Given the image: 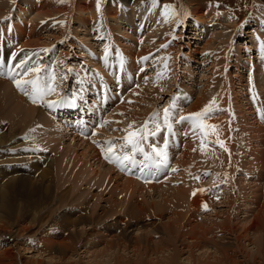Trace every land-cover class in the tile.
I'll list each match as a JSON object with an SVG mask.
<instances>
[{"label": "rangeland", "instance_id": "obj_1", "mask_svg": "<svg viewBox=\"0 0 264 264\" xmlns=\"http://www.w3.org/2000/svg\"><path fill=\"white\" fill-rule=\"evenodd\" d=\"M11 1L12 0H9L6 3L5 7L7 8L4 7L1 10L4 13H0V44L4 45L3 47L6 48L5 51H7L9 58L12 54H18L17 57L19 60L17 63L16 60L11 62L9 61L8 63V59L6 58L5 65L3 64L2 67L0 66V81L2 82L0 85V92L5 89L2 93H0V129L1 131H4L2 134L6 133L7 130L10 129V123L15 124V122H17L20 115L17 113L21 112L15 108L13 103L6 101V94L10 93L9 88L19 90L16 87L14 82L15 80L23 81L25 79L26 81H32L33 77L37 74L40 75L35 76L34 80L37 83V87L41 91L48 87L55 89V92L44 96V99L48 100L49 96L52 99L57 93H67V89L71 88L68 86V83H71L74 80L76 81L74 91H78L76 89V85L78 83H80L83 87L85 85H87V87H91L92 83L87 84L88 82L83 79L82 75L84 73L93 79L92 72L88 73L89 71L87 69L89 66H92L97 70L99 80L101 82L105 84L109 83L111 87L116 88L117 92L121 93L118 94V103H122L117 107H114L115 104L112 103V110L107 119L104 117L101 118L100 127L98 125L96 126L95 121H92L91 125L94 123L93 125L97 128L93 129L92 127H89V130L85 132L86 134L83 133L82 135H79L80 137L84 136V139L87 138L93 140L92 145L94 149L91 151L89 149L88 151L87 148L80 145L81 138L78 137L77 134H74L75 140L72 136H70V138L67 137L69 136V133H72V128L63 124L61 119H56L61 122L60 124L62 126H64V130L61 131L60 136L58 137L60 140L50 143L51 146L48 144L50 141L49 137H52V133L55 129L54 126L57 124V121L53 120L49 111H47L48 107H46V113L44 115L42 114V117L45 116L46 119L44 120L48 119L50 122L44 123L43 119L41 120V118H39L40 116L36 117L35 115L30 121V126V123L27 126V123L22 126V129L25 132L21 130L23 131L21 135H23L24 142L30 143L29 149L36 151L35 155H40L41 152L46 155L49 160L53 159V180L51 183L52 190L48 196H44L45 198L41 197L39 194L30 198V212L28 213L31 216L34 214L36 216L38 209L44 210L43 222L36 227L30 228L25 233L23 238L20 240V244L17 245L18 249L15 248L16 246H14L13 242L7 241L10 242V244L5 243L3 238H1L2 244L0 245V253L2 251L1 247L8 248L9 250L13 249V251L16 249L17 251H20V256L23 262L28 259H32V257L36 256V252H41L38 251V248L36 249V243L33 241L35 238H33V236L39 233L42 228L47 227V222H49L50 219H53V224H60L61 218L64 223L69 224L71 218H74V215L68 216L63 213L72 208L73 211L77 210V214L79 216L86 214V216H84L86 217V220L80 222V224L78 223L68 227L67 230H69V232L65 231V228H57L55 225L52 228L51 226L49 227V232H56L55 234H57V236L60 235L64 238L76 237L78 239L75 240L77 247L75 248V253L73 252V256L75 255L74 258H81L77 264H92L89 262L90 256L85 257V255L91 254L92 251L97 249H104L107 246L105 244L106 239L108 241L110 237H113L116 242L113 245L114 247L111 248V251H115V253L120 254L121 257L125 255L123 256V260L121 257L118 259L115 258V261L112 260L109 262L111 264H113L112 262H117V260V263H119L120 259L121 264H264V250L259 248L261 250L260 253L254 254L256 257H252L251 254L254 253L253 251L255 250V247L254 245L249 244L248 240L251 238H241V244L244 245L241 246L240 244L239 248L236 235L240 231H235L242 227V222H244L242 220L247 218L246 216H255L259 210H262L259 215V225H262L260 227L262 230L264 228V208L262 209V205L264 206V136L262 138V132H260V134L256 133L258 129L264 131V115H262L264 111V0H186L190 4L198 5V13H200L204 19L203 23L200 24V29L195 35L191 33L193 30L192 28H194L193 20L191 18H187L186 26H184L180 16L178 15L180 11V0H156V3H158L156 5L160 4L157 7H160L159 10H162V15L165 16L164 22H161L160 24L158 22L152 23L154 20L151 19L145 20V17H143L140 21L130 15L131 12L129 11V7L134 8V6H136V9L144 10L145 8L141 7L142 4L144 5L148 3V6H151L154 4V0H120L122 3H126L125 5L121 2L118 4L117 1L119 0H62V2L59 0L60 3H58V0H46L47 2L44 1L43 6L40 5L39 12L42 16H34V14L30 15L29 18L20 22V28L17 27L16 22L12 23L11 21H13L15 11L20 5V1L22 2V7H25L24 9H30L31 7L26 4L29 2L31 3V0ZM257 1L260 2L263 8H260V11L255 14H251L252 4ZM57 5H60L58 9L56 8ZM166 5L170 7L165 8ZM84 8H87V10H93L94 12L92 11L93 13L91 14L92 16L83 14L82 10ZM116 8L119 10L122 9V12L120 16H117L118 18L116 20H111L109 17L110 15L118 14ZM49 11L51 12L49 13ZM87 16L91 18L88 19ZM217 31H219L217 33L218 36H213V34ZM195 37H197V39H194ZM195 41L197 42L196 47L194 46ZM7 46L11 47L9 48ZM7 54L6 56H8ZM116 55L122 60H127V62H121L116 65L114 61ZM23 56L29 57L24 58ZM146 57H148V59H145ZM21 62L25 63V66L20 65L22 64ZM105 65L110 66V70L107 72H104L100 67ZM67 67H69L72 75L75 76H70L71 73L67 72ZM40 68H42L41 71ZM36 69L40 72L36 71ZM117 72L118 78L115 77V73ZM129 77H131V83L129 85H124L123 88H120L122 81H125V79ZM8 86L9 88H7ZM40 86H44V88H40ZM25 87V89L28 87L29 90L33 92L31 84H28ZM146 88L147 92L146 90L143 91ZM104 90H106L107 93ZM141 90L143 93H140ZM19 92L22 93L23 97L27 100L26 102L30 104V106H36L31 107L36 110H40V107H37L38 105L31 102V99L29 98L30 95H25L21 90H19ZM95 94L99 102L103 100L106 101V95L109 100L113 98V94L111 91L106 89V86L103 88L102 96L98 95V92L96 91ZM115 94L116 92H114V96ZM92 98L95 99L94 96ZM199 99L201 102L200 107L196 108L195 104L197 103V100L199 101ZM64 100L65 98L63 95H61L60 98L55 99V101L60 102L57 105L62 104ZM195 100L196 102H194ZM108 101H106V103H108ZM204 101L205 103L207 102L208 105L207 103L205 105L203 103ZM9 103L10 105H8ZM193 105L196 110L198 109V112L193 111ZM69 106L70 102H64L60 109L58 106H55V108H57V111H64V108ZM206 106H208L210 110L204 117L200 118L201 123L203 125H214V128H201L199 126L194 127L192 121L180 120V117L182 116L186 117L190 114L201 112L206 108ZM134 109L139 110H137V112L140 113V118L136 115V110ZM165 109L169 110L167 117L165 116ZM13 110L14 112L16 111V114L12 112ZM178 110L181 111L180 114H178ZM68 114L70 115V113ZM261 115L262 117L257 120L256 116ZM177 120L181 121L179 123L180 128L188 130L192 134L193 130L195 134L191 140L186 139L184 142L181 139H178L177 134H174L175 144L170 147L169 151L172 156L176 155V158H169L165 148L160 145V143H157L158 141H167V136L164 135L167 128L161 130L157 136L154 135L152 137V140H156L157 142H150L151 153L155 154L156 151L161 150L166 152L167 162L166 164L163 163L165 166L172 163L175 165L176 173H171V176L169 177L170 179L167 178L166 180L152 181L146 171L144 175V170L139 168L134 169L132 168V164H130L132 169L127 168L125 171L126 173H124L123 170L113 167L107 159L103 158L105 153H103V149L101 147L103 145L106 146L109 142V137L111 138V144L115 146V150H117L116 147H120L132 154V151L129 150L131 149V144H128L124 140V135L119 134L128 135V131L139 134L142 130L145 134L149 131V135H152L157 130L162 129L167 122L168 124H174ZM17 125L19 126L18 123ZM66 126L68 127V130H65ZM255 133L257 137L255 136L253 138L252 136L251 138V142L258 146V153L255 155L256 158L254 160V156L249 155L250 151L246 149L244 144L248 139H250V134ZM223 140L226 141L227 144L221 145L220 142H224ZM67 141L69 145L71 144V141H73V146L72 144L68 146ZM74 142L76 145H74ZM64 144L68 146V149H66V146H63ZM119 144L120 146H118ZM59 146L62 148L60 149ZM71 147L75 150H72ZM8 149L9 146L6 148L5 152ZM57 149L59 152L58 156L57 153H55V150ZM24 150L26 151V147ZM97 150L100 152L98 153V156H101V165L99 166H97L98 160L92 155L94 154L92 152ZM150 150L147 149L148 152ZM261 150L262 152H260ZM175 151L176 154L173 153ZM62 152H64L67 160H71V158L73 160L74 156H77V162L74 158L75 162L71 164L72 166L69 165V161L66 162V159H64L65 163H60L61 160L59 159L63 155L61 154ZM82 152L85 156L82 155ZM69 153L71 157H69ZM133 153H135V151H133ZM136 153H138V155H144L143 150H139ZM200 153L201 155L197 156ZM86 154L89 155L87 156ZM258 155L260 162H256V160L259 159ZM154 159H156V155L155 157H152V160ZM84 161H86V163H90H83ZM57 165H59V167ZM87 165L94 170L96 169V174L95 172H93L94 175L88 174L91 176L87 175L88 180L85 181V179H87L85 178L86 174H84L86 173L85 170L91 169H86L88 168ZM19 167L28 171L27 165H21ZM79 167L85 171H83L82 174L85 179H83L80 186L73 183V181L77 179ZM99 167H102V174ZM108 168L112 169L110 170ZM93 169L92 171H94ZM98 169L100 170L98 171ZM230 169H232L231 173ZM82 170H80V172ZM169 170H173V165L169 166ZM92 171H88V173H92ZM97 171L98 173L100 172V175ZM109 171L113 172L110 173ZM128 173H130L131 176H127ZM69 174L72 176L70 179L68 176ZM97 174L98 176H96ZM156 174H159V171L153 175ZM163 174L169 176L166 172H163ZM54 175L56 176L55 179ZM27 176L37 178L32 172ZM126 177L129 178L128 184ZM145 177L147 179H145ZM197 177H199V179H197ZM60 180L62 183L59 182ZM131 180L134 181L131 183L133 184L132 186L129 184ZM254 180H257V183H255ZM253 182L254 185L258 184V186H256L257 188L255 194L251 197L250 191L252 190L250 189L248 191L247 185H252ZM74 185L75 187L78 186V188H75ZM87 186L90 187L89 190ZM174 187L175 189H173ZM138 189L140 190V194L137 193L139 192ZM177 189L180 191L187 189V192L189 189V194L186 192L182 193L183 196H188V198H192L193 190L200 191L203 189V193H205L203 198H196L197 201L203 203L194 204V207L191 206L192 208L187 205V207L185 206L186 209L182 210L184 208H182V204L177 205V207L176 204L173 203L174 199L177 200L176 198L180 196V192L178 191L179 193H177ZM63 191L68 192L69 195L71 192L75 193L66 197L63 201H54L53 197ZM127 191H129V193ZM210 191L214 192L208 194ZM158 192H160L161 195H159L160 193L158 194ZM167 192L170 193L171 196ZM173 192H176V194L171 202L170 198L174 195ZM122 193L125 195L129 194V196H126L127 200H125L126 197H121ZM244 193L247 195L242 197ZM164 194L165 198L163 196ZM166 195L169 197L167 198ZM84 197L87 198L84 199ZM147 198L149 199V204L147 203ZM152 198L153 200H151ZM231 198L234 200H231ZM250 200L253 201L254 207H252V204L250 205V202H248ZM132 201H135L136 203L138 202V204L141 203L139 204V207L144 209L142 211L143 213L140 212L142 216L139 213L141 217H139L137 211L134 213V209H131V205H133V203L131 204ZM141 201H144L146 204L143 205L144 203ZM98 202L99 205L97 206ZM161 202L165 205L163 206ZM114 203L117 206H115ZM151 203H153V207H151ZM230 203H232V208L228 205ZM246 203H249V205L246 209H243V206H245ZM203 205H206L207 209H205ZM36 206L40 207L36 208ZM110 207H113V209ZM163 207H165V210ZM148 208L150 209L147 210ZM115 209L117 210L116 212ZM125 210H127V212H125ZM146 210L147 214L144 213ZM152 210L154 213L153 215L152 213L150 215L149 213L152 212ZM172 210L178 212L179 214L175 216ZM160 211L163 213H160ZM186 211L187 216L194 218L192 221L193 224L191 222V226H206L205 228H207V231L209 230L208 233L211 231L216 232L215 239L207 244V247L209 248L206 249L207 255H210L208 258L206 256H204V258L201 255L203 250L196 251L195 248L193 250L195 258L194 262L191 260L189 261V259H187L188 261L183 260L184 258L186 259V256L188 255V247L185 245L186 242H188V239L184 242L182 239L184 237H189V234H187L188 232L186 231L190 226L181 222L185 220V218L183 216L181 217L180 213ZM157 214L161 215V217L157 218ZM75 218L79 219L77 216ZM167 220L169 222H167ZM201 220L202 222H200ZM232 220L233 222H231ZM20 221L21 224L28 225L29 217ZM214 224L215 227L217 225L216 229ZM153 225L155 227H152ZM135 227L139 228L136 229ZM178 227L180 228L179 230ZM243 227L245 228L246 226ZM144 228L147 230L145 231ZM140 229L143 232L140 231ZM173 229H175V234L171 235L169 230ZM61 230L65 231L64 235ZM135 230H137V232L140 231L141 233H137ZM149 230L151 231V234L149 233ZM195 230L200 231L197 228ZM22 233L24 232L20 231V235H22ZM67 233H69V236ZM183 233L186 234V236ZM259 234L262 235V239L264 240V231ZM90 235H93L92 237L97 239L94 241ZM207 235V238H209L210 235ZM141 236H147L146 239L151 240L146 242L142 241L139 239ZM161 236L164 237L162 238ZM119 237H121V239ZM220 238L222 239L220 240ZM117 240H119L120 243H118ZM215 241L219 242V244H215ZM42 242L43 241H40L41 246H39L42 248H40V250H44L43 246L45 245H43ZM142 243L146 245V251L150 254V258L143 256L142 259H140L133 256V246L138 244L141 245ZM163 243H166L165 246ZM21 244L22 246H20ZM214 247L219 248V252L215 255L213 254V250L216 251ZM241 247H243V249H241ZM149 249L151 250L149 251ZM223 249L227 250V254L224 253V255H222ZM244 249H248L249 253H253L249 254L247 253V250L244 251ZM87 251L91 252L89 253ZM173 251L179 252L180 257L178 261L176 260L177 262L168 260L164 261L163 258H161L167 253H174ZM76 253H80L79 257ZM117 254L115 257H118ZM9 260V258H6L4 261L7 262ZM16 260L17 259H14V261ZM125 260H129V263ZM68 261L70 262L66 264H73V262H75L69 259ZM130 261L132 263H130ZM42 263L50 264L46 260H43Z\"/></svg>", "mask_w": 264, "mask_h": 264}, {"label": "bare ground", "instance_id": "obj_2", "mask_svg": "<svg viewBox=\"0 0 264 264\" xmlns=\"http://www.w3.org/2000/svg\"><path fill=\"white\" fill-rule=\"evenodd\" d=\"M9 0H0V13H2L3 11H1L5 6H6V3L8 2ZM15 1V0H14ZM13 0L11 1V2H14ZM44 1H46V0H31V3L29 2V3H27L26 5H29L31 8L30 9H24L25 7H22V2L20 1V5L17 7V9H16V11H15V14H14V18H13V21H11L12 23L13 22H16L17 23V27L18 28H20L21 26V24H20V22H23L24 20H26L27 18H29L30 17V15H33L34 14V16L35 15H40V16H42L41 15V13L39 12V10H40V5L41 6H43V4H44ZM87 1V0H86ZM114 1V0H113ZM47 2V1H46ZM51 2V1H50ZM61 2H62V0H61ZM74 2V1H73ZM89 2V1H88ZM121 1L119 0V1H117V3L119 4ZM52 3V2H51ZM58 3H60L59 2V0H58ZM57 3V4H58ZM122 3V2H121ZM47 4V3H46ZM75 4V3H74ZM73 4V5H74ZM122 4H126V3H122ZM152 4V3H151ZM156 4H158V3H154L153 5H151V6H148L149 4L148 3H146V4H142V6L141 7H143V8H145L144 10H138V9H136L135 7L136 6H134V8H132V7H129V11L131 12V14L130 15H132V17L133 18H136V19H138V20H142L143 19V17H145V20H148V19H151V20H154V21H152V23L154 22V23H156V22H158L159 24L161 23V22H164V19H165V16H163L162 14H163V11L162 10H159V8L157 7V6H159V5H156ZM53 5V4H52ZM73 5H72V7H73ZM46 6V5H45ZM60 6V5H59ZM58 5H57V9H58V7H59ZM78 6V5H77ZM77 6H76V9H77ZM118 6V5H117ZM15 7V6H14ZM49 7H51V6H49ZM66 7V6H65ZM5 8H7V7H5ZM83 8V7H82ZM139 8V7H138ZM260 8H263L262 6H261V4H260V2H257V3H253L252 4V11H251V14H255L256 12H258V11H260ZM44 9V8H43ZM54 9V8H53ZM57 9H56V12H57ZM70 9V8H69ZM117 9V8H116ZM198 5H195V4H190V3H188V1H186V0H180V11H179V16H180V19H181V21H182V23L184 24V26H186V22H187V18H191L192 20H193V23H194V25H193V27L194 28H192L193 30H192V32L191 33H193L194 35L196 34V32L200 29V24H202L203 23V16L200 14V13H198ZM6 11V10H5ZM60 11V10H59ZM81 11V10H80ZM93 10H87V8L85 9H83L82 10V12H83V14H88L89 16L94 12H92ZM117 11H118V14H112V15H110L109 17H110V19L111 20H116L118 17L117 16H120V14H121V12H122V9L121 10H119V9H117ZM8 12V11H7ZM6 12V13H7ZM42 12V11H41ZM44 12H45V10H44ZM51 11H49V13H50ZM96 12V11H95ZM4 13V12H3ZM111 14V13H110ZM50 15V14H49ZM45 16V15H44ZM48 16V15H47ZM92 16V15H91ZM103 16V15H102ZM88 17V16H87ZM39 18V17H38ZM41 18H43V17H41ZM89 18H91V17H88V19ZM253 18H256V17H253ZM150 20V21H151ZM166 21V20H165ZM80 22V21H79ZM91 23V22H90ZM150 23V22H149ZM154 25V24H153ZM146 26V25H145ZM162 26V25H161ZM191 26V25H190ZM121 27V26H120ZM125 29V28H124ZM126 30V29H125ZM160 30V29H159ZM158 30V31H159ZM219 31H217L216 33H214L213 34V36H215V37H217L218 35H217V33H218ZM220 32H222V31H220ZM245 33V32H244ZM222 34V33H221ZM220 35V34H219ZM228 35V34H227ZM27 39V38H26ZM194 39H197V37H195ZM24 41V40H23ZM85 41V40H84ZM229 42V41H228ZM25 44V43H24ZM194 46L196 47V45H197V42L195 41L194 42ZM6 50V48H4L3 47V45H1L0 44V62H2L4 65H5V60H6V58L8 59V63H9V61L11 62V61H14V60H16V63L18 62V60H19V58L17 57L18 56V54H12V56L9 58V55L7 54V51H5ZM139 50V49H138ZM251 53V52H250ZM6 54L8 55V56H6ZM190 54V53H189ZM112 57H113V55H112ZM20 65H23V66H25V63H22V64H20ZM97 65V64H96ZM101 68H102V70L104 71V72H107V71H109L110 70V66H107V65H105V66H100ZM155 69H156V67H155ZM66 70H67V72H69L70 71V69H69V67H67L66 68ZM212 72V71H211ZM216 73V72H215ZM237 75V74H236ZM129 76H130V74H129ZM118 78V77H117ZM203 78V77H202ZM212 78V77H211ZM3 80V79H2ZM202 80V79H201ZM4 81V80H3ZM152 81V80H151ZM211 81V80H210ZM131 83V77H129V78H126L125 79V81H122V84H121V86H120V88H123V86L124 85H129ZM2 84V82L0 81V85ZM10 84V83H9ZM7 86V85H6ZM6 86H4V87H6ZM10 86V85H9ZM9 86L7 87V88H9ZM229 86V85H228ZM10 89V93L9 94H6L7 95V100L6 101H9L10 103H13L14 104V106H15V108H17L18 110H20L21 112H18L17 114L19 115V117H18V119H17V122H15V124H12V123H10V129H8L7 130V132L6 133H4V134H2L4 131H1V129H0V245L2 244V242H1V238H3V241H5V243H9L10 244V242H7V241H11V242H13V244H14V246H16L15 248H17L18 249V247H17V245L18 244H20V240L23 238V236L25 235V233L30 229V228H33V227H36V226H38L40 223H42L43 222V214H44V210H40V209H38L37 210V212H36V216H35V214L33 215V216H31L28 212H30V210H29V208H30V206H29V203H30V198L32 197L33 198V196H35V195H37V194H39V195H41V197H44V196H48L49 194H50V191L52 190V188H51V183H52V180H53V170H52V168H53V163H52V160L50 159L49 160V158L46 156V155H44V154H42L41 152H40V155H35V152L36 151H32L31 149H29V146H30V143H27V142H24L23 141V135H21L22 134V132L24 131L22 128V126L25 124V123H27L26 124V126L30 123V121L34 118V116L36 115V117H39V118H41V120L43 119V122L45 123H48V122H50V121H48V119L47 120H44V119H46V117L44 118V117H42V114L44 115L46 112H45V109H46V105H44V104H42V103H40V102H38V103H35L36 105H38L37 107H40V110H36L35 108H33V107H36V106H34V105H31V106H33V107H31L30 106V104H28L26 101V99L23 97V95H22V93H20L19 92V90H14V89H11V88H9ZM3 90H5V89H3ZM3 90H1V92L0 93H2V91ZM7 90V89H6ZM140 90V89H139ZM138 90V91H139ZM146 90V92H147V88L146 89H144L143 91H145ZM8 91V90H7ZM106 93H107V91L106 90H104ZM143 91L141 90V92L140 93H143ZM203 91V90H202ZM205 91H207V90H205ZM200 92H201V90H200ZM223 92V91H222ZM148 93H149V91H148ZM155 93V92H154ZM234 93V92H233ZM108 94H109V92H108ZM146 94V93H145ZM145 94H144V96H145ZM150 94H152V93H150ZM205 94H206V92H205ZM207 95V94H206ZM141 96H142V94H141ZM151 96V95H150ZM157 97V96H156ZM209 97V96H208ZM9 98H10V100H9ZM96 98V97H95ZM6 99V98H5ZM103 99H105V98H103ZM149 99V98H148ZM147 99V100H148ZM157 99V98H156ZM159 99V98H158ZM109 100V98H108V96L106 95V101H108ZM48 101V100H47ZM106 101L105 100H103V101H100V103L101 104H103V103H105V104H107L106 103ZM148 101H150V100H148ZM156 101V100H155ZM32 102V101H31ZM194 102H196V100L194 101ZM198 102H199V104H198ZM10 103L8 104V105H10ZM113 104H115V101H113L112 102ZM200 99H199V101L197 100V103L195 104V107L196 108H198V107H200ZM205 105H206V103H205V101L203 102ZM210 103V102H209ZM197 105V106H196ZM207 105H208V103H207ZM6 106H7V104H6ZM5 106V107H6ZM9 107V106H8ZM7 107V108H8ZM139 107V106H138ZM192 107V106H191ZM193 107H194V105H193ZM193 108V111L195 112V111H197L196 110V108ZM0 108H1V103H0ZM203 108V107H202ZM202 108H201V110H202ZM14 109V108H13ZM65 109V108H64ZM117 109V108H116ZM139 109V108H138ZM137 109V110H138ZM195 109V110H194ZM204 109V108H203ZM15 110V109H14ZM14 110L12 111L13 113H15L16 114V111L14 112ZM66 110V109H65ZM118 110H119V108H118ZM134 110H136V109H134ZM137 110H136V115H138V117H139V115H140V113L139 112H137ZM62 111V110H61ZM139 111V110H138ZM191 111V110H190ZM135 112V111H134ZM198 112V111H197ZM181 113V111L180 110H178V114H180ZM3 115V114H2ZM82 117H80V120L79 121H76L75 122V124H78L79 125V129H72V133H69V136H67V137H69L70 138V136H72V138L74 139L75 138V135L74 134H77V136L78 137H80L79 135L81 134H83V133H85L86 132V128H87V123L85 122V116H84V113L82 112ZM135 115V114H134ZM134 115H133V117H134ZM39 118H38V120H39ZM48 118V117H47ZM101 118H102V116L101 115H98L95 119H93V122L95 121V124H96V126L98 125H100L101 126ZM140 118V117H139ZM104 119V118H103ZM105 119H107V117L105 118ZM131 119V118H130ZM136 120V119H135ZM42 122V121H41ZM40 122V123H41ZM126 122H129V121H126ZM134 122V121H133ZM17 123L19 124V126L17 125ZM22 123V124H21ZM43 123V124H44ZM92 123V122H91ZM207 123V122H206ZM42 124V125H43ZM94 124V123H93ZM31 125V123L29 124V126ZM56 126H57V128H56ZM56 126H54L55 127V129H54V132L52 133V137L50 138L49 137V139H50V141H49V143L48 144H50V143H53V142H55L56 140H60V139H58V137L60 136V133H61V131L62 130H64L63 129V127L64 126H62L58 121H57V124H56ZM99 126V127H100ZM250 126V125H249ZM244 127V126H243ZM31 128V127H30ZM51 128V127H50ZM53 128V127H52ZM250 128V127H249ZM260 128V127H259ZM71 129V128H70ZM21 130H23V131H21ZM65 130H68V127L66 126L65 127ZM104 130V129H103ZM80 131V133H78ZM245 131V130H244ZM25 132V131H24ZM256 132V131H255ZM260 132H262V138H263V133H264V131L263 130H260V129H258V131L256 132V133H259L260 134ZM225 133V132H224ZM256 133L255 134H250V136H249V138L250 139H248L247 141H246V143L244 144L245 145V147H246V149L248 150V151H250L249 152V155H253L254 156V160H255V158H256V154L258 153V146H256V144H253L252 142H251V138H252V136H253V138L256 136L257 137V135H256ZM86 134V133H85ZM84 134V135H85ZM19 138H18V137ZM235 136V135H234ZM233 136V137H234ZM84 137V136H83ZM83 137H80L81 138V143H80V145H82V146H84L85 148H87V150L89 149L90 151L91 150H93L94 148H93V145H92V143H93V140L92 139H84ZM248 137V136H247ZM247 137H246V139H247ZM61 138V137H60ZM68 138V139H69ZM241 138V137H240ZM242 138H243V136H242ZM241 138V139H242ZM245 138V137H244ZM69 140H71V139H69ZM75 140V139H74ZM88 140V141H87ZM244 140V139H243ZM62 141V140H61ZM224 141V140H223ZM72 142L73 141H71V144H72ZM242 142H244V141H242ZM64 143V142H63ZM66 143V142H65ZM70 144V145H71ZM220 144L221 145H224V144H227L226 143V141H224V142H220ZM62 145V144H61ZM67 145L68 146H70L69 144H68V141H67ZM66 144H64L63 146L65 147H67L66 149H68V146H67ZM74 145H76L75 144V142H74ZM9 146V149L5 152V150H6V148ZM50 146H51V144H50ZM53 146V145H52ZM72 146H73V144H72ZM82 146H81V148H82ZM191 146V145H190ZM25 147H26V151L24 150L25 149ZM76 147V146H75ZM83 147V148H84ZM244 147V148H245ZM59 148L61 149L62 147H60L59 146ZM188 148H189V146H188ZM192 148V147H191ZM54 149V148H53ZM71 149H72V147H71ZM74 149V148H73ZM72 149V150H73ZM212 149V148H211ZM64 150V149H63ZM62 150V151H63ZM75 150V149H74ZM88 150V151H89ZM145 150V151H144ZM143 150V153H144V160H143V164L142 163H140V166H142L143 167V165H146L145 166V168H150V164L152 163L150 160H149V155L147 154V150L146 149H144ZM57 151V152H56ZM60 151V150H59ZM79 151H80V149H79ZM78 151V152H79ZM98 151V150H97ZM97 151H95V152H92V153H94V154H92L93 155V157L95 158V159H97L98 160V163H100L101 161H100V159H101V156H98V153H100L99 151L97 152ZM147 151V152H146ZM199 151V150H198ZM75 152V151H74ZM97 152V153H96ZM186 152V151H185ZM197 152V151H196ZM260 152H262V150L260 151ZM55 153H57V156H58V154H59V152H58V149L57 150H55ZM65 153H67V152H65ZM61 154H63L61 157H60V159L59 160H61L60 161V163L61 162H63V163H65L64 162V159H66L65 158V154H64V152H62ZM132 154H134L133 152H132ZM198 154V153H197ZM211 154H215V153H211ZM71 155H72V152H71ZM74 155V154H73ZM78 155V154H77ZM81 155V154H80ZM79 155V156H80ZM82 155H84L83 154V152H82ZM81 155V156H82ZM87 155V154H86ZM89 155V154H88ZM87 155V156H88ZM201 155V153L199 154V155H197V156H200ZM208 155V154H207ZM248 155V156H249ZM53 156H54V154H53ZM85 156V155H84ZM211 156V155H210ZM69 157H71L70 156V153H69ZM77 157V156H76ZM76 157L74 156V158H75V161H76ZM92 157V156H91ZM90 157V158H91ZM202 157V156H201ZM74 158H73V160H72V158H71V160L70 159H66V162H68L69 163V165H71L73 162H75L74 161ZM86 158H88V157H86ZM199 158V157H198ZM203 158V157H202ZM258 158H259V155H258ZM78 159V158H77ZM80 159V158H79ZM84 160V159H83ZM70 161H71V163H70ZM54 162V161H53ZM77 162V161H76ZM79 162V161H78ZM94 162V161H93ZM130 162V164H132V167H134L135 165L134 164H136V160H131V161H129ZM256 162H260V158L259 159H257L256 160ZM58 163H59V161H58ZM83 163H86V161H84ZM88 163H90V162H88ZM88 163H86V164H88ZM96 163H97V161H96ZM97 163V166H99V165H101V163L100 164H98ZM228 163V162H227ZM92 164V163H91ZM90 164V165H91ZM157 165H156V169L157 170H163V167L161 166V164L159 163V162H157L156 163ZM21 165H27V168H28V171H25L23 168H20L19 166H21ZM64 165V164H63ZM62 165V166H63ZM230 165V164H229ZM245 165V164H244ZM58 167H59V165H57ZM72 166V165H71ZM75 166V165H74ZM88 166V168H86V169H89V168H91V167H89V165H87ZM93 166H94V164H93ZM96 166V167H97ZM233 166H234V164H233ZM86 167V166H85ZM107 167V166H106ZM66 168H67V165H66ZM81 167H79V172H78V176H77V179H75L74 181H73V183L75 184L76 183V185H79L80 186V184L83 182V179H85V178H87V179H85V181L86 180H88V176H91V175H88V174H93L94 175V173L93 172H95V170L93 169V168H91L90 170H85L86 171V173H84V174H86L85 175V178H84V175L82 176V174H83V171L84 170H82V168L80 169ZM100 168V167H99ZM102 168V167H101ZM100 168V169H101ZM144 168V167H143ZM56 169V168H55ZM92 169L94 170V171H92ZM100 169H98V171L100 170ZM106 169V168H105ZM108 169H110V168H108ZM112 169V168H111ZM110 169V170H111ZM80 170H82L81 172H80ZM84 171V172H85ZM88 171H92V173L90 172V173H88ZM98 171H97V173H98ZM103 171H104V169H103ZM31 172L33 173V174H35L36 175V177L37 178H34V177H29V176H27V175H30L31 174ZM108 172V171H107ZM110 173H112L111 171H109ZM226 172V171H225ZM232 172V169H230V173ZM59 173V172H58ZM100 173V172H99ZM98 173V174H99ZM109 173V174H110ZM227 173V172H226ZM57 174V173H56ZM55 174V175H56ZM63 174L65 175V173L63 172ZM68 174V173H67ZM66 174V175H67ZM95 174H96V172H95ZM98 174L96 175V176H98ZM101 174H102V169H101ZM116 174V173H115ZM144 175H145V171H144V173H143ZM54 175V176H55ZM59 175V174H58ZM71 175H72V173H71ZM88 175V176H87ZM100 175V174H99ZM149 175V174H148ZM153 175V174H152ZM227 175V174H226ZM230 175V174H229ZM25 176H27V177H25ZM69 176V179L72 177V176H70V174L68 175ZM68 176H67V178H68ZM82 176V177H81ZM87 176V177H86ZM154 176V175H153ZM60 177V176H59ZM64 177V176H63ZM76 177V176H75ZM100 177V176H99ZM52 178V179H51ZM56 178V176L54 177V179ZM66 178V177H65ZM96 178H98V177H96ZM110 178H113V177H110ZM127 178V177H126ZM125 178V179H126ZM230 178V177H229ZM60 179V178H59ZM62 179V178H61ZM99 179V178H98ZM145 179H147L146 177H145ZM37 180V181H36ZM64 180H66V179H64ZM63 180V181H64ZM95 180H97V179H95ZM127 180V184H128V180H129V178H127L126 179ZM55 181V180H54ZM56 181H57V179H56ZM113 181V180H112ZM115 181V180H114ZM134 181H135V179H134ZM133 180H131L130 181V183L129 184H131L132 182H134ZM58 182V181H57ZM60 183H62L61 182V180L59 181ZM69 182V181H68ZM97 182V181H96ZM120 182V181H119ZM125 182V181H124ZM123 182V183H124ZM237 182L239 183V181L237 180ZM254 182L255 183H257V180H254ZM254 182L252 183V185H247V189H248V191L251 189L252 191H250L251 192V197L255 194V191H256V186H258V184H256V185H254ZM55 183V182H54ZM71 183V182H70ZM72 183V184H73ZM122 183V182H121ZM126 183V182H125ZM64 184V183H63ZM134 184H136V183H134ZM137 184H138V181H137ZM163 184V183H162ZM62 185V184H61ZM69 185V184H68ZM89 185V184H88ZM126 185V184H125ZM133 184H131L130 186H132ZM166 185V184H165ZM239 185L241 186V184L239 183ZM52 186H53V184H52ZM67 186V185H66ZM127 186V185H126ZM125 186V187H126ZM143 186H146V185H143ZM142 186V187H143ZM159 186H160V183H159ZM168 186H170V185H168ZM239 186V188L241 189V187ZM255 186V187H254ZM56 187V186H55ZM74 187H75V185H74ZM77 188H78V186H76ZM75 187V188H76ZM123 187V186H122ZM141 187V186H140ZM162 187V186H161ZM167 187V186H166ZM72 188V187H71ZM70 188V189H71ZM85 188V187H84ZM87 188H88V190H89V186H87ZM130 188V187H129ZM134 188V187H133ZM143 188H145V187H143ZM157 188V187H156ZM168 188V187H167ZM189 188V187H188ZM82 189V188H81ZM81 189H80V191H81ZM119 189V188H118ZM122 189V188H121ZM125 189V188H124ZM132 189V188H131ZM158 189V188H157ZM161 189V188H160ZM173 189H175V187L173 188ZM180 189V188H179ZM190 189V188H189ZM189 189H188V192H189ZM55 190V189H54ZM83 190V189H82ZM86 190V189H85ZM123 190V189H122ZM121 190V191H122ZM130 190V189H129ZM135 190H137V189H135ZM135 190H134V192H135ZM139 190V189H138ZM143 190V189H142ZM167 190V189H166ZM170 190V189H169ZM187 190V189H186ZM186 190H184V191H180V190H178L177 189V193H179L180 192V196L178 197V198H176L177 200H175L173 197L175 196V194H176V192L174 193V195H172V198H170L171 200V202H172V199H174V202L173 203H175L176 204V206L177 205H179V204H182V210H184V209H186L185 208V206L187 207V205H189L188 207H190V208H192V207H194V204H201V203H203V202H199V201H197V199L196 198H198V197H200L201 199L203 198V196H204V194L205 193H203V191H199V190H193V192H192V198L190 197V198H188V196H183V194L182 193H184V192H186V193H188ZM76 191H77V189H76ZM87 191V190H86ZM149 191V190H148ZM161 191V190H160ZM163 191V190H162ZM164 191H165V189H164ZM174 191V190H173ZM179 191V192H178ZM258 191V190H257ZM64 192V191H63ZM59 192V194H56V196H54L53 197V200L54 201H57V200H59V201H63V199H65L66 197H69V196H71V194H74L75 192H71L70 193V195H69V193L68 192ZM78 192V191H77ZM128 193H129V191H127ZM146 192H147V190H146ZM170 192V191H169ZM196 193L195 195H193V193ZM55 193V192H54ZM132 193V192H131ZM131 193H130V195H131ZM137 193H139L140 194V190H139V192H137ZM160 192H158V194H159ZM168 193V192H167ZM171 193H172V190H171ZM185 193V194H186ZM136 194V193H135ZM142 194V193H141ZM151 194H153V193H151ZM163 194V193H162ZM169 195H170V193H168ZM167 194V195H168ZM189 194V193H188ZM187 194V195H188ZM83 195H84V193H83ZM121 195V194H120ZM137 195V194H136ZM159 195H161V193L159 194ZM166 195V196H167ZM190 195H191V193H190ZM247 194L246 193H244L243 195H242V197H244V196H246ZM126 196H129V194L127 195H125L124 193H122V196L121 197H126ZM133 196V195H132ZM142 196V195H141ZM140 196V197H141ZM164 196V198H165V194L163 195ZM171 196V195H170ZM38 197V196H37ZM93 197V196H92ZM98 197H99V195H98ZM136 197V196H135ZM169 196H167V198H168ZM45 198V197H44ZM73 198V197H72ZM87 197H84V199H86ZM95 198V197H94ZM132 198V197H131ZM144 198V197H143ZM151 198V197H150ZM205 198V197H204ZM67 199H70V198H67ZM74 199V198H73ZM76 199V198H75ZM138 199V198H137ZM148 199V198H147ZM38 200V199H37ZM51 200V199H50ZM96 200H97V198H96ZM125 200H127V197H126V199ZM151 200H153V198L151 199ZM150 200V201H151ZM164 200V199H163ZM200 200V199H199ZM231 200H234L233 198H231ZM66 201H68V200H66ZM65 201V202H66ZM98 201L100 202V200L98 199ZM121 201H122V199H121ZM121 201H119V202H121ZM130 201V200H129ZM128 201V202H129ZM137 201V200H136ZM156 201V200H155ZM235 201H236V198H235ZM78 202V201H77ZM80 202H84V201H80ZM99 202H98V204H97V206L99 205ZM125 202V201H124ZM140 202V201H139ZM142 203H144V201H141ZM149 202V199H148V201H147V203ZM167 202H169V201H167ZM248 202H250V205L252 204V207H254V205H253V201H248ZM34 203H35V201H34ZM87 203V202H86ZM133 203V205H131L132 206V208L131 209H134V213H135V211H137L138 213V215H139V213L140 212H142L144 209H142L141 207H139V204H141V203H139L138 204V202L136 203L135 201H132L131 202V204ZM150 203V202H149ZM148 203V204H149ZM163 203H164V201H163ZM163 203L161 202V204L163 205ZM165 203H166V201H165ZM193 205H192V204ZM255 203V202H254ZM42 204V203H41ZM63 204V203H62ZM80 204H83V203H80ZM88 204V203H87ZM115 204V203H114ZM119 204V203H118ZM125 204V203H124ZM134 204H135V206H134ZM146 203H144L143 205H145ZM147 204V205H148ZM36 205V204H35ZM46 205V204H45ZM53 205V204H52ZM106 205V204H105ZM158 205V204H157ZM160 205V204H159ZM162 205H160V206H162ZM165 205V204H164ZM163 205V206H164ZM229 205V207H231L232 208V203H230V204H228ZM249 205V203H246V205L245 206H243V209H246L247 208V206ZM55 206V205H54ZM80 206V205H79ZM85 206V205H84ZM115 206H117L116 204H115ZM192 206V207H191ZM40 206H36V208H39ZM78 207V206H77ZM105 207V206H104ZM108 207V206H107ZM113 207H114V205H113ZM113 207H110L111 209H113ZM149 207V206H148ZM151 207H153V203H151ZM150 207V208H151ZM156 207V206H155ZM155 207H154V210H155ZM178 207V206H177ZM197 207V206H196ZM195 207V208H196ZM251 207V206H250ZM259 207H261V206H259ZM35 208V207H34ZM55 208V207H54ZM79 208V207H78ZM80 208H81V206H80ZM109 208V209H110ZM118 208H119V206H118ZM121 208V207H120ZM147 208V207H146ZM150 208H148L147 210H149ZM176 208V207H175ZM234 208V207H233ZM264 208V206L262 205V209ZM49 209V208H48ZM52 209V208H51ZM117 209V208H116ZM115 209V212L117 211ZM127 209V208H126ZM163 209L165 210V207H163ZM187 209H189V208H187ZM194 209V208H193ZM34 210V209H33ZM92 210V209H91ZM123 210V209H122ZM147 210L144 212V213H146L147 214ZM174 210V209H173ZM172 210V211H173ZM241 210V209H240ZM83 211V210H82ZM99 211V210H98ZM131 211V210H130ZM196 211H197V209H196ZM218 211V210H217ZM261 211L262 210H259L258 211V213H256L257 215H255V216H250V217H248V216H246L247 218H244L242 221H244V222H242L241 220V222H242V227L241 228H239L238 230H235L236 232H239L236 236V240H238V245H239V248H240V244H241V238H244V237H250L251 239H249L248 241H249V244L250 245H254V247H255V250L253 251V252H250V253H253V254H251L252 255V257L253 256H255L256 257V255H254V254H259L260 253V249H262V250H264V240L262 239V235H260L259 233L260 232H262V231H264V228H263V230L260 228L261 226L259 225V221H260V217H259V215H260V213H261ZM103 212V211H102ZM125 212H127V210H125ZM162 211H160V213H161ZM174 213V215L176 216V215H178L179 213L178 212H175V211H173ZM181 212V211H180ZM233 212V211H232ZM34 213V212H33ZM118 213V212H117ZM133 213V212H132ZM143 213V212H142ZM151 213H152V215H153V213H154V211L152 210V212H150L149 214L151 215ZM163 213V212H162ZM187 211L186 212H182V213H180V215H181V217L183 216L184 218H185V220H183V221H181L183 224H188L190 227L188 228V230L186 231V232H188L187 234H189V237L188 238H183L182 239V241L184 242L186 239H188V242H186V247H188L187 248V250H188V255L186 256V259L184 258L183 260H187V259H189V261L191 260V261H193L194 262V254H193V250L195 249L196 251H200V250H203V253H201V255L204 257V256H206L207 258L210 256V255H207V251H206V249H209L208 247H207V244L208 243H210V242H212L214 239H215V236H216V232H214V231H211L210 233H208V231H207V228H205V227H202V226H198L197 227V225H192L191 226V222L193 221V219L194 218H192V217H190V216H187ZM228 213V212H227ZM243 213V212H242ZM244 213H245V211H244ZM263 213H264V209H263ZM63 214H66V215H68V216H72V215H74V218L72 217L71 218V221L69 222V224H67V223H64L63 222V219L61 218V223L60 224H53V219H50L49 220V222H47V227H44V228H42V230L41 231H39V233H35L36 235L35 236H33V238H35L33 241H35V243H36V249L38 248L39 250L38 251H41V252H36V256L35 257H32V259H28L27 261H24L23 262V260L21 259V256H20V251L18 250H14L13 251V249L12 250H9L8 248H3V247H1V253H0V264H43L42 263V261L43 260H46V261H48V263H50V264H66V263H68V262H70V261H68V259L69 260H73V261H75V262H73V264H77V262L79 261V260H81V258L79 257V254L78 253H76V255H78V257L79 258H74V256H73V252L75 253V248L77 247V244H76V242H75V240H78L76 237H69V238H64V237H61L60 235H58L57 236V234H55V233H52V232H49L50 231V229H49V227L51 226V228L52 227H54V225L57 227V228H59V227H63V228H65V231H68L69 232V230H67L68 229V227H70V226H73V225H75V224H80V222H83V221H85L86 220V217H84V216H86V214H83V215H81V216H79L78 214H77V210H72V208H70L68 211H65ZM108 214V213H107ZM113 214V213H112ZM130 214V213H129ZM91 215V214H90ZM101 215V214H100ZM111 215V214H110ZM137 215V216H138ZM140 215L142 216V214L140 213ZM139 215V217H141ZM144 215V214H143ZM244 215V214H243ZM251 215V214H250ZM77 216V218H79V219H76L75 217ZM97 216H99V215H97ZM102 216V215H101ZM133 216V215H132ZM225 216H227V215H225ZM229 216V215H228ZM233 216H234V214H233ZM244 216V217H245ZM26 217H29V224L28 225H23V224H21L20 222V220H24ZM161 217V215H159V214H157V218H160ZM163 217V216H162ZM241 217V216H240ZM175 218V217H174ZM215 218V217H214ZM242 218V217H241ZM92 219V218H91ZM168 219H169V217H168ZM196 219V218H195ZM208 219H210V218H208ZM216 219V218H215ZM214 219V220H215ZM229 219V218H228ZM203 220H205V219H203ZM225 220V219H224ZM234 220V219H233ZM233 220L231 221V222H233ZM239 220V219H238ZM94 221V220H93ZM164 221V220H163ZM211 221V220H210ZM88 222V221H87ZM152 222H154V221H152ZM151 222V223H152ZM167 222H169L168 220H167ZM166 222V223H167ZM181 222H179V223H181ZM200 222H202V220L200 221ZM208 222V221H207ZM215 222H217V221H215ZM227 222V221H226ZM91 223V222H90ZM90 223H88V224H90ZM150 223V222H149ZM174 223V222H173ZM203 223H204V221H203ZM225 223V222H224ZM228 223V222H227ZM236 223V222H235ZM146 224V223H145ZM153 224V223H152ZM171 224V223H170ZM192 224H193V222H192ZM194 224H197V223H194ZM233 224V223H232ZM137 225V224H136ZM174 225V224H173ZM187 225V226H188ZM226 225V224H225ZM234 225V224H233ZM236 225H238V224H236ZM138 226V225H137ZM142 226H144V225H142ZM175 226V225H174ZM177 226V225H176ZM181 226V225H180ZM179 226V227H180ZM204 226V225H203ZM243 226H246L245 228L243 227ZM141 227V226H140ZM149 227H151V226H149ZM152 227H155L154 225L152 226ZM178 227V230L180 229ZM214 227H215V224H214ZM214 227H213V229H214ZM216 227H217V225H216ZM216 227H215V229H216ZM223 227V226H222ZM232 227V226H231ZM230 227V228H231ZM235 227V226H234ZM233 227V228H234ZM136 228V227H135ZM139 228V227H138ZM138 228H136V229H138ZM184 228V227H183ZM198 229V230H200V231H196L195 229ZM204 228V229H203ZM46 229H49V230H46ZM85 229H87V228H85ZM147 229H148V227H147ZM146 229V230H147ZM206 229V230H205ZM213 229H211V230H213ZM144 230H145V228H144ZM145 230V231H146ZM159 230V229H158ZM20 231L22 232H24V233H22V235H20ZM62 231V230H61ZM65 231H62V234L64 235V233H65ZM136 232H137V230H135ZM140 231H142L141 229H140ZM140 231H138V232H140ZM150 231V230H149ZM181 231V230H180ZM179 231V232H180ZM215 231H217V230H215ZM137 232V233H138ZM143 232V231H142ZM184 232V231H183ZM185 232V233H186ZM224 232V231H223ZM141 233V232H140ZM147 233V232H146ZM150 234H151V231L149 232ZM148 233V234H149ZM169 233L171 234V235H173V234H175V229H173V230H169ZM227 233V232H226ZM90 234V233H89ZM145 234V233H144ZM181 234V233H180ZM179 234V235H180ZM184 234V233H183ZM207 234H209L210 235V237L209 238H212V239H209V238H207L208 237V235ZM262 234V233H261ZM67 235L69 236V233H67ZM75 235V234H74ZM121 235V234H120ZM119 235V236H120ZM135 235V234H134ZM138 235H140V234H138ZM163 235V234H162ZM185 236H186V234H184ZM212 235V236H211ZM76 236V235H75ZM93 235H90V237H92ZM94 236H96V235H94ZM98 236V235H97ZM111 236V235H110ZM115 236V235H114ZM117 236V235H116ZM264 236V235H263ZM89 237V236H88ZM87 237V238H88ZM127 237V236H126ZM143 237V238H142ZM146 237L147 236H141V237H139V239L140 240H142V241H150L151 239H149V240H147L146 239ZM162 237V236H161ZM164 237V236H163ZM162 237V238H163ZM93 238V237H92ZM113 237H110L109 238V240L107 241V239H106V242H105V244L107 245L104 249H97V250H94V251H90L91 252V254H88V255H85V257H87V256H90V258H89V262L90 263H92V264H103V263H108V264H111V263H109L110 261H112V260H116L115 258H120L121 256H120V254H117V253H115V251H111L112 249L111 248H113L114 246V244L116 243L115 242V239L113 238ZM120 239H121V237H119ZM137 238V237H136ZM90 239V238H89ZM94 239V238H93ZM97 239V238H96ZM96 239H94V241L96 240ZM161 239V238H160ZM222 238H220V240H221ZM246 239H248V238H246ZM88 240V239H87ZM112 240V241H111ZM169 240V239H168ZM245 240V239H244ZM40 241H43L42 243H43V245H45V246H43L44 247V250H40V246H41V244H40ZM156 241H158V240H156ZM89 242V241H88ZM87 242V243H88ZM93 242V241H92ZM117 242L118 243H120L119 242V240H117ZM127 242V241H126ZM133 242V241H132ZM205 242V243H204ZM130 243V242H129ZM140 243V242H139ZM155 243V242H154ZM157 243V242H156ZM178 243V242H177ZM8 244V245H9ZM160 244V243H159ZM164 244V243H163ZM166 244V243H165ZM165 244H164V246H165ZM215 244H219V242H216L215 241ZM40 245V246H39ZM135 245V244H134ZM209 245H212V244H209ZM225 245V244H224ZM242 245H244V244H241V246ZM10 246V245H9ZM20 246H22V244L20 245ZM161 246H162V244H161ZM221 246V245H220ZM102 247V246H101ZM101 247H99V248H101ZM125 247V246H124ZM154 247V246H153ZM167 247V246H166ZM225 247V246H224ZM262 247V248H261ZM10 248V247H9ZM14 248V247H13ZM30 248V247H29ZM95 248H97V247H95ZM127 248V247H126ZM126 248H124V249H126ZM170 248V247H169ZM244 248H245V246H244ZM260 248V249H259ZM42 249V248H41ZM89 249V248H88ZM118 249V248H117ZM116 249V250H117ZM156 249V248H155ZM163 249V248H162ZM171 249V248H170ZM214 249L216 250V251H214L213 250V254L215 255L217 252H219V248L218 247H214ZM225 249V248H224ZM223 249V254L222 255H224V253L225 254H227V250H224ZM241 249H243V247H241ZM240 249V250H241ZM27 250V249H26ZM93 250V249H92ZM127 250V249H126ZM151 249H149V251H150ZM205 250V251H204ZM247 250V253H249L248 252V249H246ZM245 249H244V251H246ZM110 251V252H109ZM133 256L134 257H136V258H140V259H142V257L143 256H146V257H149L150 258V254L149 253H147V251H146V245H144V243H142L141 245H136V246H133ZM249 251H252V250H249ZM68 252H69V255H68ZM87 252H89V251H87ZM89 252V253H90ZM154 252V251H153ZM160 252V251H159ZM159 252H157V253H159ZM174 252V251H173ZM222 252V251H221ZM243 252V251H242ZM38 253V254H37ZM41 253H44V254H41ZM163 253V252H162ZM210 253V252H209ZM208 253V254H209ZM249 253V254H250ZM117 254V256L118 257H115V255ZM125 254V253H124ZM212 254V253H211ZM219 254V253H218ZM221 254V253H220ZM229 255V254H228ZM228 255H225V256H228ZM250 255V256H251ZM123 256H125V255H123ZM123 256L121 257L122 258V260H123ZM248 256V255H247ZM84 257V258H85ZM157 257V256H156ZM179 257H180V255H179V252H177V251H175L174 253H172V254H169V253H167L166 255H164V256H162L161 258H163V260L164 261H173V262H177L178 261V259H179ZM201 257V256H200ZM212 257V256H211ZM214 257V256H213ZM6 258H9L10 260V262L9 261H4ZM191 258V259H190ZM205 258V257H204ZM14 259H17L16 261H14ZM146 259V258H145ZM197 259V258H196ZM203 259V258H202ZM215 259V258H214ZM218 259V258H217ZM121 260V259H120ZM120 260H119V263H117L118 262V260H117V262H112L113 264H121L120 263ZM133 260V259H132ZM161 260V259H160ZM177 260V261H176ZM200 260V259H199ZM203 260H205V259H203ZM3 261H4V263H3ZM126 262H128L127 260H125ZM135 261V260H134ZM162 261V260H161ZM163 261V262H164ZM188 261V260H187ZM197 261V260H196ZM122 262V261H121ZM155 262V261H154ZM158 262V261H157ZM160 262V261H159ZM86 263H88V262H86ZM129 263V262H128ZM130 263H132L131 261H130ZM143 263V262H142ZM144 263H145V261H144ZM150 263V262H149ZM167 263V262H166ZM196 263V262H195ZM214 263V262H213ZM159 264V263H158ZM162 264V263H161ZM201 264H203V263H201Z\"/></svg>", "mask_w": 264, "mask_h": 264}, {"label": "snow or ice", "instance_id": "obj_3", "mask_svg": "<svg viewBox=\"0 0 264 264\" xmlns=\"http://www.w3.org/2000/svg\"><path fill=\"white\" fill-rule=\"evenodd\" d=\"M156 2V0H154V3ZM170 6H165V8H168ZM23 63V62H21ZM36 71H39L38 69H36ZM15 84H16V87L21 90L22 92H25V87L24 85H28V84H31L32 85V88H33V92L32 94L29 96V98L31 99V101L35 104V103H42L44 105H46L47 107L51 108V107H54L56 106L58 103H60L59 101H47L44 99V96L52 93V92H55V89L54 88H51V87H48L46 88L45 90L41 91L38 87H37V83L35 80H32V81H21V80H15L14 81ZM25 94H27L25 92ZM209 107L206 106V108L204 110H202L201 112L199 113H193V114H190L189 116H182L180 117V120L181 121H184V120H190L192 121L194 127L196 126H199L201 128H204V127H208V128H214L215 126L214 125H203L201 123V120L200 118L204 117L205 114L209 111ZM169 110L168 109H165V116L167 117V114H168ZM159 127V126H157ZM138 135V133L136 132H130L128 135H126L124 137V140L128 143V144H131L132 147H133V150L135 151L136 148H137V142L135 140V137ZM155 155L156 157H159V163H164L166 164L167 162V154L166 152L164 151H156L155 152ZM105 159H107L110 163H115L118 167H121L122 168V165L124 162L126 161H131L132 160V157L127 155V154H124V155H120L118 154L116 151H115V146L113 144H111V142H109V146L105 152ZM123 170V169H122ZM197 179H199V177H197ZM200 191H204L203 189H201ZM196 193L194 192L193 195H195ZM203 207L205 209H207V206L206 205H203Z\"/></svg>", "mask_w": 264, "mask_h": 264}, {"label": "crops", "instance_id": "obj_4", "mask_svg": "<svg viewBox=\"0 0 264 264\" xmlns=\"http://www.w3.org/2000/svg\"><path fill=\"white\" fill-rule=\"evenodd\" d=\"M258 2V1H257ZM257 2H255V3H257Z\"/></svg>", "mask_w": 264, "mask_h": 264}]
</instances>
